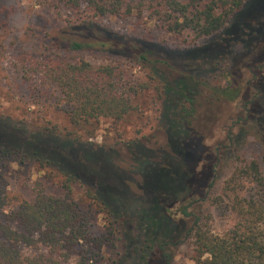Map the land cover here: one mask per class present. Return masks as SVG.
Here are the masks:
<instances>
[{
  "label": "trees",
  "instance_id": "1",
  "mask_svg": "<svg viewBox=\"0 0 264 264\" xmlns=\"http://www.w3.org/2000/svg\"><path fill=\"white\" fill-rule=\"evenodd\" d=\"M64 3L84 15L67 25L86 33L63 38L66 49L106 51L113 61L98 64L81 57L35 63L34 68L58 87L70 125L91 134L87 127L92 120L119 121L134 108L138 87L142 91L149 86L148 80L135 83L124 78L121 64L126 60L158 79L160 125L154 134L107 145L56 125L29 130L0 118V163L33 160L44 169V181L63 192L24 200L0 220V264H58L60 250L65 247L68 252L79 242H88L96 249L93 256H99L103 245L115 247L118 239L122 250L114 264H172L183 244L192 246L195 264H264V0ZM109 16L122 22L145 17L161 31L180 37L182 44L198 45L196 49L212 56L219 83L199 78L184 64L175 65L171 57L160 55L162 42L113 30L96 19ZM201 39L208 41L198 43ZM161 65L175 73L165 75ZM218 130L227 143L217 145L205 160V183L196 185L189 170H183L186 156L200 159L205 142ZM249 132L260 141L262 152L241 163L234 139ZM119 152L125 155L122 164L139 173L136 194L121 175L126 167L113 162ZM229 161L235 166L219 184L215 171ZM245 177L256 185L248 194L237 187ZM75 184L84 187L106 215L107 226L100 234L87 233L70 196ZM221 199L229 203L234 217L231 226L217 231L211 226L210 208ZM116 232L121 234L117 238ZM22 245L33 252L24 254Z\"/></svg>",
  "mask_w": 264,
  "mask_h": 264
},
{
  "label": "rangeland",
  "instance_id": "2",
  "mask_svg": "<svg viewBox=\"0 0 264 264\" xmlns=\"http://www.w3.org/2000/svg\"><path fill=\"white\" fill-rule=\"evenodd\" d=\"M83 16L82 12L67 6L64 0H0V118L23 125L29 130L56 125L60 130H75L87 141L107 145L125 144L134 140L137 135L154 134L160 125L158 114L162 101L156 89L158 79L154 75L153 79L147 77L146 69L142 66L131 60L121 64L126 72L124 78L135 83L148 80V89L141 91L138 87L133 96L134 108L119 121L108 117L92 120L94 126L87 127L90 128L88 132L92 129L91 134H88L85 128L78 130L70 125L67 108L58 87L55 83L48 82L42 72L34 68L36 62L41 63L49 58L78 60L82 57L98 64L113 63L106 51L80 53L66 49L63 38H80L86 34L81 29H71L67 25L68 20L79 22ZM96 19L109 24L113 30L150 38L157 44L162 42L163 49H160V55L171 57L175 65L184 64L199 78L219 83L217 69L213 67L212 56H209L208 52L196 49L198 45L182 44L180 37L161 31L154 25L153 20L131 17L122 22L113 16ZM66 25L67 30L63 31ZM211 39L213 40L214 36L209 38ZM207 41L201 39L198 43ZM161 70L170 77L175 73L173 68L164 65H161ZM213 133L212 140L205 142L200 159H191L187 156L185 159L183 170H189L190 180L196 185L203 186L205 183L207 169L205 160L210 158L209 155L217 145L227 143L226 137L219 130ZM234 141L239 149L241 163L250 161L262 152L260 141L251 132L241 134ZM233 157L235 156L231 158ZM124 158V153L119 152L113 157V162L120 165ZM234 164L229 161L223 168H217L215 171V175L219 177L217 183L230 177ZM124 165H121L122 168L126 167L121 169L124 173L121 175H124L125 184L130 191L136 194L139 173ZM261 173L264 176V164L261 165ZM44 174V169L33 160L22 165L15 161L0 163V220L7 218L10 210L24 200L32 201L37 196H47L51 193L63 194L57 184L44 181ZM218 185L212 189L215 194ZM237 187H242V194H248L255 190L256 185L245 177ZM70 196L75 202L74 207L78 214L84 219L87 233L96 235L105 231L108 221L106 215L101 206L88 195L86 189L75 184ZM219 196H222L221 192ZM176 207L177 203L171 206V210L174 211ZM210 214L214 230L221 231L231 226L233 222L234 215L229 203L224 199L211 205ZM115 235L117 238L121 234L116 232ZM21 249L24 254L33 252L32 248L24 245ZM121 250V240L118 239L115 247L109 245L101 247L98 252L101 257L96 253L93 256L96 249L88 242H79L72 245L68 252L65 247L60 250V254L63 255L58 256V264H114V260L120 257L118 254ZM193 253L191 245H181L175 252L172 264H195L191 257ZM94 258H98V262H95Z\"/></svg>",
  "mask_w": 264,
  "mask_h": 264
}]
</instances>
